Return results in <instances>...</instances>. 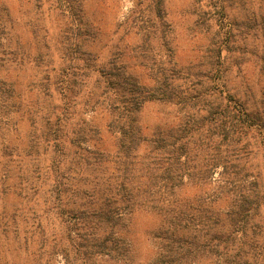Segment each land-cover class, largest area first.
Wrapping results in <instances>:
<instances>
[{
    "label": "trees",
    "instance_id": "obj_1",
    "mask_svg": "<svg viewBox=\"0 0 264 264\" xmlns=\"http://www.w3.org/2000/svg\"><path fill=\"white\" fill-rule=\"evenodd\" d=\"M38 2L58 20L34 55L44 104L24 113L32 131L19 146L5 141L16 107L8 70L16 64L0 19V195L15 198L12 241L25 263H125L130 216L145 210L160 219L146 264H264V165H254L264 161V101L229 79L244 51L212 37L207 60L183 65L174 59L165 0H136L143 21L134 35L158 48L148 57L142 47L139 63H152L141 78L122 51L101 57L92 49L82 1ZM253 21L249 28L264 39V17ZM253 56L264 75V49ZM148 104L171 107L176 120L144 125ZM97 110L106 114L112 153L95 147L99 129L86 116ZM189 187L206 190L193 207L182 196Z\"/></svg>",
    "mask_w": 264,
    "mask_h": 264
},
{
    "label": "rangeland",
    "instance_id": "obj_2",
    "mask_svg": "<svg viewBox=\"0 0 264 264\" xmlns=\"http://www.w3.org/2000/svg\"><path fill=\"white\" fill-rule=\"evenodd\" d=\"M79 1V0H77ZM83 2L86 20L95 33L92 49L101 57L122 51V59L130 60L135 75L147 76L150 60L139 63L143 48L144 56L157 57L156 44L148 45L140 41L139 35H134L138 25L143 19L138 17L141 8H136V0H80ZM259 0H165L166 20L170 25V38L177 61L188 67L203 63L209 56V43L212 37L223 41L229 49L238 48L244 51L242 65L234 68L229 75L231 82L247 85L253 88L257 97L264 101V75L259 72L258 62H253L254 53L264 49V39L249 25L254 24V17H264V2ZM143 9V8H142ZM134 11V13H132ZM0 19L5 24L3 44L9 60H13L16 67L8 70V77L12 79L15 87L16 107H12L9 128V141L13 145H24L32 131L26 122V111L33 109L34 103L41 100V78L43 64L36 62L34 55L46 45L49 36L47 30L53 31L56 26V14L49 13L38 0H0ZM51 36V34H50ZM141 47L140 51L139 48ZM143 47V48H142ZM11 53H14V55ZM142 54V55H143ZM227 59L232 56L224 54ZM15 58V60L13 59ZM43 61V58H41ZM45 60V59H44ZM232 61V58H231ZM17 65V63H21ZM45 62V61H44ZM140 65V66H139ZM238 71V72H237ZM7 117V116H6ZM90 125L99 129V140L96 148L100 151L113 152L114 138L106 128V114L102 110L87 114ZM162 120V122H160ZM176 120L175 110L157 104H148L141 113V122L152 127L163 121ZM5 144L0 139V147ZM254 165L263 167L264 161L254 160ZM216 177V176H215ZM197 187H189L183 199L190 203L199 195L206 193ZM11 193L0 195V264H27L25 257L19 255L14 249L12 241L11 212L15 204ZM191 201V206H195ZM189 205V204H188ZM160 219L145 210H136L130 216L128 239L133 244L131 259L120 263L97 264H146L155 255V240L152 231L159 226ZM263 226L262 238L264 241V215L261 221ZM4 232L7 235L4 237ZM264 258V251L261 254ZM54 264H63L60 257ZM200 264H209L202 262Z\"/></svg>",
    "mask_w": 264,
    "mask_h": 264
}]
</instances>
